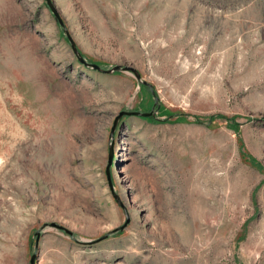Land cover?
I'll return each instance as SVG.
<instances>
[{
    "label": "rangeland",
    "instance_id": "374dc122",
    "mask_svg": "<svg viewBox=\"0 0 264 264\" xmlns=\"http://www.w3.org/2000/svg\"><path fill=\"white\" fill-rule=\"evenodd\" d=\"M52 3L0 0V264H264V0Z\"/></svg>",
    "mask_w": 264,
    "mask_h": 264
},
{
    "label": "water",
    "instance_id": "95a60500",
    "mask_svg": "<svg viewBox=\"0 0 264 264\" xmlns=\"http://www.w3.org/2000/svg\"><path fill=\"white\" fill-rule=\"evenodd\" d=\"M47 2H48L49 7L52 9L53 13L55 14L57 20L59 21V23H60L63 27H65L63 20L60 18L59 14H58V12H57V10H56V8L54 7V5H53V3H52V0H47ZM67 36H68V38H69V40H70V42H71V44H72V48H73V50H74V53L78 56L79 61H80L81 63H83L84 65H86V66H88V67H91V68H93V69L99 70V71H101V72H103V73H110V72H112L113 70H120V69L122 68L121 66H115V67L112 68V69H105V68H103L102 66H100V65H98V64H96V63L88 62V61L84 58V56H82V55L80 54V52H79V50H78V48H77V46H76L75 41H74L73 38L70 36V34H69L68 31H67ZM126 69H130V70L134 71V72L136 73V76H137L138 80H141V76H140V74L136 71V69H134V68H132V67H126ZM136 114H139V112H136V111H126V110H124V111L120 112L119 116L117 117V120H118L120 117L124 116V115H136ZM117 120H116V122L114 123V127H113V132H112V134L114 133V130H115V128H116ZM112 158H113V154H111V156H110V161H109L110 164L112 163ZM107 174H108V178H109V180H110L111 177H110L109 167L107 168ZM116 198H117L118 202H119V203L124 207V209H125V213H126V217H127V218H126V224H128V222L130 221V216H129V214H128V211H127L126 207L124 206V204L122 203V201L120 200V198H119L117 195H116ZM52 226H56V227L59 228V229L65 230V231H66L67 233H69L70 235H73V232L70 231V230H68V229H66L64 226H61V225H59V224H57V223H52ZM37 236H38V238H37V241H38L39 238H40V232H37ZM36 261H37V253L34 254V255L32 256V258H31V264H36Z\"/></svg>",
    "mask_w": 264,
    "mask_h": 264
}]
</instances>
